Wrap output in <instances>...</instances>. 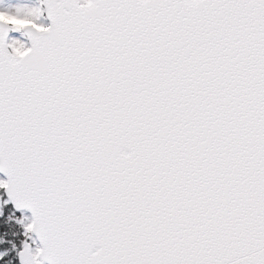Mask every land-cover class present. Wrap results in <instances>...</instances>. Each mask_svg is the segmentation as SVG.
<instances>
[{"label": "snow or ice", "instance_id": "6c2138e0", "mask_svg": "<svg viewBox=\"0 0 264 264\" xmlns=\"http://www.w3.org/2000/svg\"><path fill=\"white\" fill-rule=\"evenodd\" d=\"M0 264H264V0H0Z\"/></svg>", "mask_w": 264, "mask_h": 264}]
</instances>
